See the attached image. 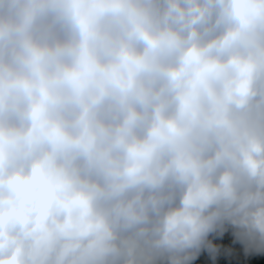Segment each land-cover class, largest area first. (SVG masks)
I'll return each instance as SVG.
<instances>
[{"label": "clouds", "instance_id": "clouds-1", "mask_svg": "<svg viewBox=\"0 0 264 264\" xmlns=\"http://www.w3.org/2000/svg\"><path fill=\"white\" fill-rule=\"evenodd\" d=\"M0 264H264V0H0Z\"/></svg>", "mask_w": 264, "mask_h": 264}]
</instances>
